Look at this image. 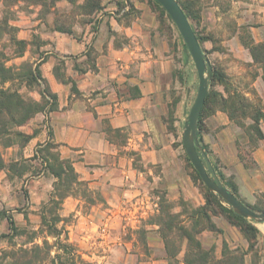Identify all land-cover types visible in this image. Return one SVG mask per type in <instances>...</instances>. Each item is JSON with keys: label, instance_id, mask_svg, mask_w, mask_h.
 <instances>
[{"label": "crops", "instance_id": "0c3cea01", "mask_svg": "<svg viewBox=\"0 0 264 264\" xmlns=\"http://www.w3.org/2000/svg\"><path fill=\"white\" fill-rule=\"evenodd\" d=\"M118 1L119 5L107 0L108 13L102 16L94 36L85 33L75 39L57 34L54 38L55 53L72 54L73 64L85 61L86 50L92 47L95 68L81 67L78 73L72 64L67 69L81 93L75 97L68 84L54 78L48 65L46 78L57 95V107L40 114L50 130L43 142L58 144L61 157L72 161L78 180L94 195L95 202L88 203L85 210L82 199H64L63 212L75 211L76 217V222L67 227L69 240L89 247H108L115 254L107 257L116 264H169L159 225L135 222L158 213L162 197L182 199L192 207L205 202L193 181L181 140L185 109L193 92L189 84L195 81L197 72L189 67L172 34L160 29L156 13L145 0H131L134 10L124 13L117 8L126 0ZM234 2L244 7L233 32L220 22L218 7L210 4L201 8L198 25L194 26L204 34L212 33V38L201 45L209 57L231 53L249 63L252 59L241 44L239 26L247 24L255 43L264 40V0ZM250 87L264 108L260 74ZM242 90L254 97L249 89ZM260 129L263 137L252 144L248 134L219 109L205 114L198 129L199 143L207 150L210 162L234 183L238 198L249 204L258 196L264 197L263 122ZM212 218L218 228L227 226L222 215ZM215 218L223 221L216 223ZM102 231L107 235L99 240ZM140 232L144 253L136 251L140 243L136 235ZM197 238L202 246L216 243L210 230L201 231ZM186 245L185 238L178 241L175 256L179 264H183Z\"/></svg>", "mask_w": 264, "mask_h": 264}, {"label": "rangeland", "instance_id": "374dc122", "mask_svg": "<svg viewBox=\"0 0 264 264\" xmlns=\"http://www.w3.org/2000/svg\"><path fill=\"white\" fill-rule=\"evenodd\" d=\"M114 1L118 2L119 5L118 0ZM145 1L149 2L148 5H151L156 10L155 13L158 14L154 1ZM180 1L191 4L190 8L196 15V18L191 21L193 26L198 25L200 10L207 4L218 7L217 13L222 17L220 22L222 21L223 26L228 25V31L230 32L234 31L237 18H241L243 15L241 10L244 4L234 2L235 0ZM83 2L84 0H75L74 3L60 0L54 3V5L48 3L45 6H41L22 1L13 5H4L0 1V20H8V24L12 26L10 30H7L8 28L6 30L0 29V59L4 60L6 66L13 67V70H19L20 67L22 68V65L32 68L38 67L40 75L45 80L49 91L54 93L51 91L46 78L47 67L49 65V70L54 78L61 83H64L62 80H70V82L67 81L64 84L70 86V93L74 94L75 97L80 96L81 93L77 88L76 80L68 74L67 69L74 65L76 71L80 73L83 70L81 67L90 68L91 62L86 57L85 61L81 64L76 62L73 64L74 57L72 54L62 56L55 53L54 38L57 34H64L75 39L81 38L85 33L91 34V37L94 36L102 16L108 13V10L105 9L107 0H100L103 7L96 13L89 15L83 14V11L79 7ZM122 3L125 5L121 8V13L134 10L131 0H126V2L123 1ZM120 6H118L117 11ZM251 20L252 18H250L249 22ZM162 30L169 35L172 34V38L178 43L185 55L189 67L195 70L193 61L177 28L169 22L166 16H164ZM244 31H247L251 35V30L247 27V24L239 26V36ZM197 32L201 35H206L204 34V30H197ZM208 35H212V33L209 32ZM11 36L25 41L24 52L20 57L16 56L14 46L9 41V37ZM205 50L207 54L208 51L207 49ZM88 52H90L91 57L95 55L92 47L87 48L86 54ZM230 54H220L212 58L208 54L207 56L210 63L212 62L211 65L213 64L216 69L221 70L227 75L232 86L238 85L241 89H250V79L246 73V62L236 59ZM251 69L254 70L255 68ZM72 83H74L73 87ZM8 85L9 83L5 84V86ZM189 86L193 92L185 109L186 115L196 96L198 86L197 76L195 81L193 80ZM14 87H18L20 93L25 97L30 96L41 102L39 90L42 86L34 85L31 88H26L22 84L15 82ZM213 88L217 90L222 89L218 84H215ZM46 99L49 102L45 106V110L49 108V103L52 101L48 96H46ZM41 113L46 114L48 112L42 111L34 114L26 123L17 128L22 134H33L28 140H23L21 137H12L11 139L14 142L11 145H6V139L0 137V161L2 160L4 163V167L0 169V264H9L12 260L8 255L12 252L15 254L17 264H116L114 259L107 257L111 253L115 254L108 247L98 246L97 244L89 247L80 244L78 240H69V229L67 227L76 222V217L74 216L75 211L66 214L63 212L64 199L68 196L82 199V210H85L88 203L95 202L94 195L92 191L88 190L86 184L82 182L69 180L66 183V179L64 178H56L47 169L41 157L37 155L36 150H40L43 144L51 141L45 140L43 142V139L50 134V130L45 126L46 118L44 116L41 118ZM245 123H249V120ZM50 153H59L60 155V149L58 147L50 149ZM196 183H199V180ZM199 185L201 184L199 183ZM65 193H71L72 195L61 198L60 196ZM161 201H159L158 206L160 207L161 205L163 209L162 213L159 215L153 213L140 217L135 223L141 226L147 223L157 224L159 221H162L161 219L167 213L180 212L181 215L178 219H183L185 225H190V221L185 217L186 213L184 212L185 209H187V212L190 211L192 208L190 204L187 203L186 207H182L179 205L180 200L172 201L163 198L162 203ZM79 204L80 202L78 203V207ZM223 204L226 203L223 202ZM253 204L260 209L264 208V197H256ZM176 207H179V211L174 212ZM6 215L12 216L18 227V234L16 236H1L9 232L8 223L5 218ZM42 215L47 218V221H49L51 216L56 217V232L51 234L47 232L46 222L42 219ZM178 219L173 223L175 224ZM211 219L213 221V218ZM215 220L219 224L223 221L218 218H215ZM126 222V220L123 221V223ZM248 222L255 227L256 232L244 234L237 226L230 224L228 221L224 229L219 228L221 231H212V234L216 237V243L213 245L214 250L210 252V255L219 258L224 244L229 251H233L231 254L243 256L242 264H264V223H257L250 219ZM200 223H203V220ZM213 223L215 224L214 221ZM215 225L217 228L219 227L217 224ZM166 233L165 240L169 243L171 252H175V248H178V241H181L176 235L178 232L176 229H173ZM102 235L105 237L107 233L102 231L101 236L97 238L99 240L103 239ZM136 239L140 242L139 248L136 251L144 253L145 248L142 244L143 233H137ZM202 239L207 240L205 237ZM88 241H91V238ZM204 247L210 248V245H205ZM93 254L100 256L95 258ZM170 262L178 264L175 257H170Z\"/></svg>", "mask_w": 264, "mask_h": 264}, {"label": "trees", "instance_id": "16d2710c", "mask_svg": "<svg viewBox=\"0 0 264 264\" xmlns=\"http://www.w3.org/2000/svg\"><path fill=\"white\" fill-rule=\"evenodd\" d=\"M0 1L4 5H13L17 2L22 1L28 4H38L41 6H45L48 3L54 5V3L60 0ZM66 1L70 3L75 2V0ZM153 1L158 11V14H156V16L160 24V29L162 30L163 28L164 16H166L169 22L174 25V23L172 22L168 14L165 12L163 7L155 0ZM176 1L184 11L186 17L189 19L199 44L201 45L202 41L204 40L211 39L212 35H201L193 26L191 21L196 18V15L194 14V11L190 8L191 4L183 3L180 0ZM124 5L125 4L122 3L118 11H120ZM149 6L154 12H156V10L151 5ZM79 7L83 11V14L89 15L99 11L103 7V5L101 4L100 0H84V2L79 5ZM11 28L12 26L8 24V20H0L1 30H10ZM243 30L245 29L243 28ZM239 38L242 45L248 50L252 59L251 62L245 64V66L247 67L246 73L249 76L250 82L252 83L256 76L260 74L261 79L264 83V40L255 43L251 35L247 31H244V33L240 35ZM9 41L14 46V52L16 56H22L25 48V41L23 39H17L14 36L9 37ZM202 50L206 52L205 49L202 48ZM86 57L91 62L90 69L93 70L95 68V55L91 57L90 52H88L86 54ZM211 66L212 72L208 83V91L206 94L205 102L198 117V129H200L202 126V117L205 114L212 112L215 109H219L226 112L228 118L235 125L242 128L248 134L252 144H256V142L263 137V133L260 129V123H264V108L261 105L259 97L255 96L256 92L254 88L249 89L250 93L254 95V97L251 99L238 85L232 86L227 75L224 72L219 69H216L213 64ZM251 68L255 69L252 70ZM258 70H260V72ZM67 81L70 82V80H62V82L64 83H66ZM15 82L22 84L26 88H31L34 85L42 86V88L39 90L41 102L33 99L30 96L25 97L22 93H20L18 87H14ZM6 83H9V85L5 86ZM73 84L74 83H72V87ZM215 84L220 85L222 87V90L220 91L214 89L213 86ZM46 96H48L52 100L51 103H49L50 105L47 110H45V106L48 104L49 101L48 99H46ZM56 107V95L49 91L45 80L40 75L38 67L32 68L27 65H22V68L20 67L19 70H13V67L6 66L4 60L0 59V137H4L6 139V145H11L14 142L13 139H11L12 137H21L23 138V140H28L29 138H31L33 134H22L20 131L17 130V128L26 123L30 118L34 116V114L42 111H53L56 109ZM247 120H249V123H245ZM57 147V143L47 141L40 147V150H36V153L41 157L42 161L45 162V166L47 167V169H49L50 173H52V175H54L56 178H64L66 179V183L67 181L69 182V180L82 182L78 180L77 173L72 165V161L69 158L60 157L59 153H50V149H56ZM202 150L207 154V150L204 147H202ZM185 158L192 168L193 181L196 183V181L199 180V183L201 184L199 185V183H197L203 193L205 202L203 205L192 207L188 212L187 209H185V217L190 221L189 226L183 223V219H178L181 215L180 212L167 213L163 216V219H161L162 221H159L160 223H157L159 225L160 234L164 238L165 248L169 257L176 258L175 255L178 251V248H175V252H171L169 243H167V241L165 240L167 235L166 232L176 229L178 232L176 234L177 237H179L180 240H182L183 238L187 240L185 253L182 259L183 264H242L243 256H235L231 254V252L233 251H229V249L226 248L224 244L221 249V256L219 258L210 255V252L214 250V246L212 245L210 248H205L198 240L197 235L203 230H210L213 232L221 231L219 228L216 227V225L211 219L212 216L216 215H222L230 224L237 226L239 230L244 234L248 232H256L257 230L252 224L248 222L249 219L236 214L227 203L223 204V200L219 199L214 193L209 191L201 181L196 170L189 162L186 154ZM212 166L223 185L227 187V189L238 198L234 183L230 180L225 179L224 175L217 170L214 164H212ZM3 167L4 163L1 160L0 169H2ZM67 195L72 194L65 193L62 194L60 197L64 198ZM163 198L164 197H162L161 199L162 201ZM242 202L252 210L264 211V208L260 209L254 204H249L244 201ZM186 204L187 202L180 199V206L186 207ZM162 212L163 209L160 205L159 212L157 214L159 215ZM5 218L8 223L9 232L2 234L1 236H16L18 234V227L15 224L14 219L10 215H6ZM42 219L44 220V222H46L45 225L49 234L56 232L57 228L55 226V221L57 219L55 216H51L49 218V221H47V218L42 215ZM176 219L178 220L174 224L173 222L176 221ZM201 220H203V223H200ZM8 256L12 260L9 264H17L14 252L10 253ZM169 264L172 263L169 262Z\"/></svg>", "mask_w": 264, "mask_h": 264}, {"label": "water", "instance_id": "95a60500", "mask_svg": "<svg viewBox=\"0 0 264 264\" xmlns=\"http://www.w3.org/2000/svg\"><path fill=\"white\" fill-rule=\"evenodd\" d=\"M168 14L177 28L195 66L198 86L196 96L184 121L182 145L185 154L209 191L227 203L232 210L247 219L264 223V211H255L245 205L218 178L207 154L198 140V117L205 102L212 66L207 54L202 50L194 29L176 0H155Z\"/></svg>", "mask_w": 264, "mask_h": 264}]
</instances>
